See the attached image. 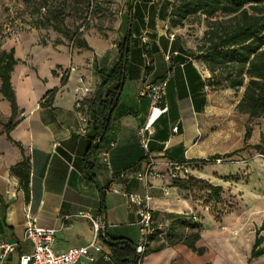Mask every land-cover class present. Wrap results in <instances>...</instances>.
<instances>
[{"label":"crops","instance_id":"crops-1","mask_svg":"<svg viewBox=\"0 0 264 264\" xmlns=\"http://www.w3.org/2000/svg\"><path fill=\"white\" fill-rule=\"evenodd\" d=\"M144 1L145 5L133 1L136 8L129 7L126 14L119 10L111 28L92 24L80 30L77 35L83 44L67 45L64 39L42 44L37 52L45 57L28 52L23 39L12 38L3 44L7 50L14 49L17 59L10 77L14 112L0 92V236L16 243L4 264H19V255L32 248L30 242L22 241L26 209L37 225L56 228L55 252L92 238L91 222L81 213L98 217L108 235L138 244L143 235L137 207L128 205L125 196L111 187L143 191L140 180L117 175L124 170L140 171L149 161L161 173L150 177L153 220L163 211L175 215L193 212V202L179 196L185 187L168 177V160L197 163L190 167L191 179H205L242 203L244 213L238 221L250 226L248 262L264 264V252L250 256L256 237L264 247V157L258 155L264 153V117H250L236 109L242 88L236 96L230 95L237 92L233 88H213L208 71L169 23L170 8ZM129 22L126 76L108 128L95 143L92 131L86 135L78 132L81 123L75 88L89 86L85 99L95 94L119 58L118 44ZM164 76L168 77L166 93L150 109L139 91ZM114 87L115 81L107 84L103 96H109ZM145 121L154 129L148 155L137 134ZM247 127L250 133L245 139ZM107 148L109 166L101 155ZM218 157L225 160H212ZM246 173L247 181L241 179ZM199 224L203 230L195 246L204 247L203 231L212 234L215 230L209 229L213 222L208 217ZM149 241L139 264H204L206 247L199 254L180 241L150 250L156 246ZM84 264L113 261L108 254Z\"/></svg>","mask_w":264,"mask_h":264},{"label":"trees","instance_id":"trees-1","mask_svg":"<svg viewBox=\"0 0 264 264\" xmlns=\"http://www.w3.org/2000/svg\"><path fill=\"white\" fill-rule=\"evenodd\" d=\"M131 7L136 8V2ZM196 13L205 15L207 18L196 57L205 61L212 78L219 75L216 79L219 88L230 87L238 90L243 87L236 104L238 111L247 113L250 117H264V0H177L170 9V23L179 24L186 16ZM215 14H220L221 17L210 19ZM130 26L129 22L123 41L118 44V60L106 73V78L99 84L95 94L85 99L91 118L90 131L94 133V139L99 137L95 143L100 142L108 128L111 114L109 111L113 109L112 106L126 76ZM73 43L83 44L78 39V35L75 36ZM16 63L14 49L7 50L0 44V92L10 102L13 112L16 109V99L10 77ZM111 81H115L114 89L109 90V96H103L104 88ZM249 133L250 130L247 127L245 139ZM190 180L191 177L188 174L185 178L171 181L185 187ZM209 186L215 192L221 190L219 186L212 184ZM169 216L179 219L184 226H197L196 223L190 225L191 220H186L183 216L175 214ZM153 227V231L147 236L148 241L159 233L154 223ZM104 233L108 254L113 264H139L142 255L146 252V247L142 253H138L137 244L130 239ZM198 238L199 234L195 233L191 239H170L168 243L181 241L202 254L204 247L195 246ZM261 240L260 237H256L251 257L264 252V247L259 246ZM147 245L148 243L145 246ZM163 245L164 243L159 244L150 250H158Z\"/></svg>","mask_w":264,"mask_h":264},{"label":"rangeland","instance_id":"rangeland-1","mask_svg":"<svg viewBox=\"0 0 264 264\" xmlns=\"http://www.w3.org/2000/svg\"><path fill=\"white\" fill-rule=\"evenodd\" d=\"M136 1L146 4L144 0ZM149 1H153L150 5L170 9L177 3V0H147ZM130 5H133V0H0V44L3 47L8 39H23L28 52L35 54V57H45L37 52L42 44L64 39L70 45L80 30L92 24L111 28L120 16L119 10H124L123 13L126 14ZM219 17L220 14H215L210 19ZM206 24V16L196 13L186 16L179 24L171 25L183 38L185 45L197 55V47L201 44ZM199 62L208 71L211 86L219 88L216 80L219 75L212 78L205 61L199 58ZM241 88L236 93L230 92V95H238ZM245 178L247 181V173L241 175L242 180ZM209 185L211 183L205 179H191L179 194L193 202V212L189 210L186 215H178L191 220L190 225L196 223L197 226H184L179 219L169 216L171 212L163 211L155 216L159 233L152 239L151 246L166 244L170 239H191L193 234L203 230L199 223L208 217L213 222L209 229L215 231L212 234L203 231L204 248L206 247L204 264H259L255 261L248 262L247 233L250 226L247 227V221H238V217L244 213L242 203L233 199L234 196L229 192H215Z\"/></svg>","mask_w":264,"mask_h":264},{"label":"built area","instance_id":"built-area-1","mask_svg":"<svg viewBox=\"0 0 264 264\" xmlns=\"http://www.w3.org/2000/svg\"><path fill=\"white\" fill-rule=\"evenodd\" d=\"M79 80L82 81L81 78H79ZM167 83L168 77L164 76L158 80L146 83L140 89L139 95L148 99L150 109L157 106L162 101L166 93ZM89 92L90 89L88 85H81L75 88V93L78 95L75 100V108L79 113L81 123L78 132L81 135H86L91 126V118L84 98ZM173 130H177V126H174ZM153 133V127L146 121L138 126L137 134L139 136V143L147 155L150 153V142ZM98 140L99 137L95 139V142ZM101 155L103 156L104 163L109 166V148L104 149ZM258 155L264 157V153H258ZM212 160L219 163L225 159L218 157ZM167 164L169 166L168 177L170 180H174L187 177L190 173V167L197 163L168 160ZM152 175L161 176V173L154 171L152 163L149 161L140 171L128 173L124 170L120 171L117 175L120 179L134 177L140 180L144 186L143 191H128L126 188L116 185L111 187L114 192L122 193L125 196L128 205H135L137 207V213L139 215L138 223L143 235L140 242L136 245V251L138 253H142L145 250V245L148 243L147 236L154 229L153 214L150 207V200L152 198L150 192V188L152 187L150 177ZM164 192L168 193L167 188H164ZM12 194L15 195V193ZM25 213L27 220L22 241L30 242L32 248L30 251L23 252L19 255V264H84L94 262L99 257H108L104 233L105 226L100 222L98 217L81 213V215L89 218L93 228V235L88 243L71 247L63 252H55L53 249V242L56 228L37 225L31 218L30 209H26ZM193 217L196 218L194 214ZM15 249V242L8 241L0 236V264H4L7 256L14 252Z\"/></svg>","mask_w":264,"mask_h":264},{"label":"water","instance_id":"water-1","mask_svg":"<svg viewBox=\"0 0 264 264\" xmlns=\"http://www.w3.org/2000/svg\"><path fill=\"white\" fill-rule=\"evenodd\" d=\"M117 98H118V95L116 96V100H117ZM116 102V101H115ZM113 107V106H112ZM111 112V110L109 111V113Z\"/></svg>","mask_w":264,"mask_h":264}]
</instances>
